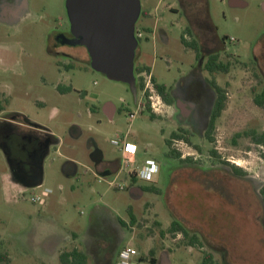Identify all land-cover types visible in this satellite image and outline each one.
<instances>
[{"label":"rangeland","instance_id":"rangeland-1","mask_svg":"<svg viewBox=\"0 0 264 264\" xmlns=\"http://www.w3.org/2000/svg\"><path fill=\"white\" fill-rule=\"evenodd\" d=\"M139 1L148 15L135 23L143 37L137 39L140 54L134 65H148L160 84L180 83L178 92L201 95L206 115L211 90L204 80L214 79L225 90L213 141L195 136L198 150L172 138L170 149L189 160L167 156L166 140L180 121L168 118L164 107L146 109L140 105L139 89L134 95L126 83L91 68L85 47L55 46V34L69 32L65 0H28L27 12L11 22L0 20V95L4 113L23 114L49 129L58 142L44 157L41 185L28 190L12 189L2 179L7 168L0 148V254L7 255V264H63L62 252L73 247L87 252V264H95L100 244L116 242L137 250L142 257L137 264H155L151 256L157 264L167 252L169 264H200L206 253L217 264H264L260 198L247 195L245 182L217 170L209 157L213 150L250 174L264 166V143L256 144L245 133L264 132V105L254 99L264 87V0H240L244 4L234 6L230 0H183L194 5L188 16L198 11L206 16L224 42L217 57L229 64L228 71L213 74L198 65L195 50L180 40L188 25L180 0ZM189 28L185 38L195 41V30ZM107 103L116 108L112 119L103 111ZM196 120L191 114L187 123ZM125 142L137 147L130 163L124 160ZM96 149L104 161L118 160L120 167L103 175L93 162ZM67 160L75 162L74 172L70 166L62 171ZM147 160L156 163L157 172L139 183L158 190L144 191L136 199L130 195V177ZM127 207L133 224L128 223ZM117 219L130 228L119 227ZM173 220L187 236L169 230Z\"/></svg>","mask_w":264,"mask_h":264},{"label":"flooded vegetation","instance_id":"flooded-vegetation-1","mask_svg":"<svg viewBox=\"0 0 264 264\" xmlns=\"http://www.w3.org/2000/svg\"><path fill=\"white\" fill-rule=\"evenodd\" d=\"M230 4L234 6L236 4L241 5L244 3L240 0H230ZM193 7L191 8V6H187L185 3H180L181 12L184 14L188 21L187 27L191 26L192 30H195L192 35H195H193V38L196 39L195 41L197 43V50L193 48L191 49L195 50L196 52V58L197 61H199L198 65L204 68V65L207 62L208 58L211 56H218V54L224 49L225 45L224 42L218 40L215 31H213V27H211L209 23H207L206 16H200L199 11L196 16H193L192 18L188 16V11H191ZM195 8L196 10H198L197 6H195ZM72 38L73 36L70 32L62 31L55 34L53 41L55 46L69 45L66 43V41ZM195 71L196 69H194V72ZM137 80L138 79L135 76V85L137 83ZM204 84L211 90V101L210 103H208L209 110L207 115L202 109L205 102L201 98V95L199 96L198 94L191 93L190 91L183 92V90L182 92H178V90L181 88L180 83L174 87H168V94L170 99L169 101H165L163 97L158 93L163 104L162 108L164 107L163 112L168 113V109H170L171 111L170 114L166 113V116L168 118L169 116L173 117L176 120L180 121V123L176 125L173 131L183 134H190V139L192 140V142L195 136H199L201 137V139L208 141L206 134L210 126L211 114L214 108L217 93L214 86L212 85V82H210V79L204 80ZM67 91L69 90H65V92ZM61 92L64 93L63 91ZM104 108H109L108 103L103 106V111ZM104 113L109 118H113L109 114L110 112L108 113V111H104ZM191 114L194 115L195 119L198 118V120L194 121V124L187 123V118ZM202 114L205 116V118L202 117ZM196 123L198 124V126L195 125ZM195 128H197V130ZM71 133H75V128ZM57 142V138L46 133L40 126H37L34 123L30 122L23 114L15 112L4 113V98H2L0 95V148L4 154L5 165L7 168V170L1 174V177L5 180V183L9 185V187L15 190H28L39 187L42 183L43 178L42 168L44 157L48 153L50 147ZM193 144L195 143L193 142ZM96 151L98 150L96 149ZM100 156L101 154L99 152V154L93 158L94 165H98L101 162L102 159ZM209 157L214 161L217 170L225 172L226 175L235 180H241L245 182L246 190L243 191L247 195H257L264 207V166H259L255 174H250L249 172H244L236 166L230 164L229 162L235 163L230 159H224L223 157L216 154L210 155ZM186 160H189V158H179V162H184ZM134 179L130 177L132 186L130 195L132 197L139 198L144 191L149 190V186L140 184L139 181H141V179L138 178L137 175L134 176ZM155 190H158V188H155ZM217 193L218 196H216L218 198V202H224L221 190H218ZM117 223L119 227L121 226L130 228V224L124 225L120 219H117ZM117 229L120 230V228ZM100 245V252L98 253L95 264H115V259L118 256L119 251L125 247L124 245H119L118 242H116L115 245L104 243ZM72 249L73 248H71L70 250ZM84 253L87 256L85 251ZM150 253H152L151 250ZM167 254L168 252L165 254V256L164 254H161L160 259L162 261H159L157 264H169V256Z\"/></svg>","mask_w":264,"mask_h":264},{"label":"water","instance_id":"water-1","mask_svg":"<svg viewBox=\"0 0 264 264\" xmlns=\"http://www.w3.org/2000/svg\"><path fill=\"white\" fill-rule=\"evenodd\" d=\"M65 8L73 36L66 43L85 47L91 68L111 80L126 83L135 95V23L141 13L140 1L65 0ZM69 166L74 172L73 160L65 161L62 171Z\"/></svg>","mask_w":264,"mask_h":264},{"label":"trees","instance_id":"trees-1","mask_svg":"<svg viewBox=\"0 0 264 264\" xmlns=\"http://www.w3.org/2000/svg\"><path fill=\"white\" fill-rule=\"evenodd\" d=\"M145 14V12L143 10H141L140 16H143ZM189 29L185 28V30H183L180 40L182 42V44L185 47H190L193 48L195 50H197V43L194 40H186L185 38V33L188 32ZM228 63H223L221 60L218 59L217 56H211L208 58L207 62L205 63L204 67L211 73H216V72H227L228 71ZM146 70L149 71L150 69L145 66V65H134V75L137 77V83H136V90L139 89L141 90L142 88V83H141V78L139 76L140 72ZM152 80L155 84V88L157 90V92L163 97V99L165 101H169V94H168V87L164 84H160L157 81H155V79L152 77ZM210 82H212V85L214 86L216 93H217V97L215 100V104H214V108L211 114V119H210V126L209 129L207 130V134L206 137L208 139L209 142L213 141L212 138V130L214 128V121L215 119L220 115L221 111L224 109L225 107V101H226V96H225V90L223 88H221L220 86H218L214 79H210ZM255 102L259 105H264V87L263 89L255 96ZM144 107L146 109H149V104L144 102ZM246 135L252 139L253 142H255L256 144H263L264 143V132L261 133H257L254 130H249L247 132H245ZM172 138H177V139H183L185 140L188 144L192 145L193 147H195L196 149L200 150V147L196 144H193L192 140L190 139V134L187 133H178L176 131L171 132L170 134V138L166 140V145L168 147V151H167V156H171V157H178L176 156V152H174L172 149H170V140ZM210 153L212 155H215L216 152L211 150ZM133 175V174H132ZM132 179H134V176H132ZM135 180V179H134ZM149 190L146 191H156L155 188L153 186H149L148 188ZM127 213L130 217L129 223L133 224L136 220L134 218V216L130 213V208H127ZM122 221V220H121ZM123 222V221H122ZM124 225H126L125 222H123ZM156 225H158V222H156ZM169 230L172 232H176L179 231L180 233H182L184 236L188 235L187 230L177 221V220H173L171 223V226L169 227ZM194 237V236H192ZM190 245L194 244L193 240L189 241ZM152 254V253H151ZM142 257L139 256L138 260H141ZM61 260L63 264H87V256L84 254V252L80 251L77 248H73L72 250L69 251H64L61 254ZM4 261V262H3ZM150 261L151 263H154L155 258L153 256L150 257ZM3 262V263H1ZM0 264H7V255L6 254H0ZM200 264H217L214 259L212 254L210 253H206Z\"/></svg>","mask_w":264,"mask_h":264},{"label":"built area","instance_id":"built-area-1","mask_svg":"<svg viewBox=\"0 0 264 264\" xmlns=\"http://www.w3.org/2000/svg\"><path fill=\"white\" fill-rule=\"evenodd\" d=\"M135 35L137 39H140L143 37V33L141 30H136ZM232 41V38H230ZM141 78L142 88H141V95L142 100L140 102V105L142 106L144 102L149 104V107L153 111H161L162 109V102L160 100V96L155 88V84L152 80V74L150 71L143 70L139 74ZM131 117L133 114L130 115ZM173 141H179L176 139H173ZM182 142V141H179ZM137 147L135 144L130 142H125L122 151L124 152V160L126 163L132 162L134 159V154L136 153ZM157 171V165L153 160H147L145 164L138 168L134 174L137 175L138 178L145 181H150L152 179V175L156 173ZM133 174V173H132ZM36 201L39 200V198H35ZM136 257H138V252L135 248H132L130 246L124 247L121 249L118 253L117 260L115 264H137Z\"/></svg>","mask_w":264,"mask_h":264},{"label":"crops","instance_id":"crops-1","mask_svg":"<svg viewBox=\"0 0 264 264\" xmlns=\"http://www.w3.org/2000/svg\"><path fill=\"white\" fill-rule=\"evenodd\" d=\"M180 3L184 4L185 2L183 0H180ZM27 10H28V0H0V20H1V22H4V23L11 22L12 20H14V18L19 17L22 13L27 12ZM144 12H145V14L142 17L145 19L147 17L148 13L146 10H144ZM185 28L190 29L189 27H185ZM185 28L183 30H185ZM161 35L164 37L166 35V33L161 32ZM139 54H140V52H136L137 56ZM136 65H140V66L145 65V66L149 67L148 65L141 63L140 61H139V63H136ZM149 69H150L149 71L152 74L150 67H149ZM153 78H154V76H153ZM108 105H109V108L108 109L104 108V111L107 112V110H109L110 113L109 112L108 113L113 117V115L116 111V108L110 103H108ZM28 120L30 122L34 123L35 125L40 126L46 133L57 138L55 135H53V133L51 131H49V129H45L42 125H40L39 123H36L35 121H33L31 119H28ZM100 157L102 160L98 165H95V167L98 171L103 172V175L112 174L114 171H116L120 167V162L118 160H116V161H104L102 155ZM99 166H101V167L99 168ZM128 206H130V205H128ZM127 208H129V207H127ZM120 220L125 222L123 219H120ZM66 241H68L67 236H66ZM73 248H77V247H73ZM86 254H87V252H86ZM138 257H139V255H138ZM138 257H137V260H138ZM154 263H155V261H154Z\"/></svg>","mask_w":264,"mask_h":264}]
</instances>
